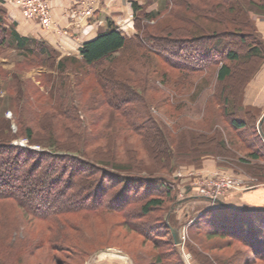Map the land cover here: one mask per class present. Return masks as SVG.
Instances as JSON below:
<instances>
[{
  "label": "trees",
  "instance_id": "obj_1",
  "mask_svg": "<svg viewBox=\"0 0 264 264\" xmlns=\"http://www.w3.org/2000/svg\"><path fill=\"white\" fill-rule=\"evenodd\" d=\"M166 4L165 11H153L147 10V5L131 2L132 26L135 29L133 35H126L108 21L106 30L82 43L77 48V54L63 56L41 38L20 35L15 29L16 23L0 6V56L7 58L10 54L14 57V70L6 87L10 100L14 101L18 93L23 94L27 102H31L30 91L24 86L26 81L20 78L24 70L31 67L53 70L56 72V81L52 82L53 75L49 73H41L39 77L41 82L51 84L50 88L56 89L54 100L58 104L53 102V106L55 105L60 115H68L69 118L72 107L69 102L67 105L64 101L65 87L68 84L63 77L68 66L73 69L79 65L83 68L81 70L94 77L98 85L93 93L95 104H106L111 115H117L127 131L147 140L145 147L151 150L153 145L156 148L153 153V160L156 161L154 164L173 166L176 157L167 141L169 133L166 135L165 130L153 120L146 98V92L158 89V85L154 84V78L148 76V68L147 72L142 68L139 71L128 63L129 55L131 58L139 57L144 69L145 66L151 67L152 57L160 59L164 68L177 73L179 80L176 82L182 84V88L192 86L203 74H210L215 69L214 66H217V83L225 82L232 75L229 62L246 59L256 60L259 64L264 60V38L256 32L250 18L251 13L264 16V0H167ZM179 8H182L183 13L176 11ZM166 13L168 16L176 14L181 25L160 24L158 17ZM164 34L175 38H168ZM236 41L246 45L244 55L232 49L231 44ZM123 60L127 61L122 62L123 68L118 67V63ZM151 71L153 72L152 69ZM6 74L5 70L0 69V77H6ZM165 74L159 83H167ZM250 77L247 74L242 79V87L236 92L239 93L237 99L242 98V89ZM220 97L223 104L221 110L228 117L229 125L249 147V137L246 139L242 134L243 130L248 129L247 119L254 118L251 108L244 106L241 99L235 104L223 94ZM244 108L248 109L244 112ZM240 112H243V118L238 117ZM22 130L30 143L35 142L39 136L31 127H23ZM72 133L74 137L81 138L80 142H74L75 145L50 137L47 141L39 142L44 148L42 152L25 149L10 144L13 135L9 120L0 115V217L7 216L3 221L5 224L13 221L8 217V207L28 218L50 223L52 220L61 222L57 220L59 216L85 211L121 216L124 222L130 224L133 218L138 220L152 209L161 207V193L166 190L169 195V189L160 176H154L151 165H138L139 167L134 168L131 163H120L115 160L111 142H106L108 146L99 144L89 151V146L94 143L89 141V134L84 131L76 134L73 130ZM115 133L112 130L108 138ZM259 140L263 143L261 138ZM221 144L224 142L221 141ZM147 148L145 149L148 150ZM247 156L254 160L264 159V155L254 149H250ZM259 179L260 183H264L262 178ZM157 194L160 196L156 197ZM226 204H218L207 212L233 211L234 218L240 219H233L228 227L222 225V222L214 228L206 227V237H229L231 243L239 242L244 247L243 254L238 251L240 264H264V221L243 225L245 219L241 220L252 215L247 214L249 212L259 211L264 216V207L249 210ZM172 216L173 213L169 215L168 222L165 219L161 222L162 226L154 233L156 235L153 238L159 237L158 232H164L169 236L166 244L176 248L170 230L175 226ZM207 222L211 223L212 220ZM197 223L189 225V228H194L197 232L205 229L206 224L202 226ZM5 224L1 226V230H4ZM137 230L144 232L149 239L147 230ZM7 240V237L0 235V251L4 252L14 245ZM15 246L18 244L15 243ZM187 249L192 251L195 258L197 253L193 247L187 245ZM163 252L156 255L154 264H165L163 255L172 254L169 251ZM238 253L235 252L226 263H237ZM178 256L180 258V254Z\"/></svg>",
  "mask_w": 264,
  "mask_h": 264
},
{
  "label": "rangeland",
  "instance_id": "obj_2",
  "mask_svg": "<svg viewBox=\"0 0 264 264\" xmlns=\"http://www.w3.org/2000/svg\"><path fill=\"white\" fill-rule=\"evenodd\" d=\"M48 1L49 25L43 23L41 18L26 17L17 1L15 4L26 20L47 30L54 25ZM143 5H147V10L153 7L151 0H146ZM166 6L159 9L156 5L157 9L152 10L165 11ZM176 11L183 13L182 8ZM176 16V14L168 16L166 13L159 16L158 20L162 25L167 23L181 25V21ZM250 18L256 32L264 38V16L251 13ZM164 36L167 35L164 34ZM231 45L232 49L241 55H244L247 50L246 45L237 41ZM59 54L63 56L60 52ZM13 58L10 54L7 58L0 56V69L7 72L6 77H0V115L9 120L13 135L10 140L11 145L42 152L44 148L39 142L47 141L51 137V139L58 138L60 141L66 140L68 144H74L76 141L80 142L81 138L74 137L72 130L76 134L84 131L89 134V141L94 142L88 150H92L99 144L108 146L106 142L109 144L111 142L115 155L113 156L120 163H131L134 168L139 167L138 165L143 167L151 165L154 176L162 178L166 188L169 189V195L164 190L161 193L163 202L161 207L152 209L138 220L133 218L131 224L114 214H93L85 211L59 216L57 220L61 221L62 223L59 222L61 224L54 220L50 223L28 218L20 212H15L12 207H8V217L13 221L5 224L3 221L7 216L0 217V235L3 238L7 237V242L14 245L11 244L12 247L4 252L0 251V264H154L156 255L163 254V251L172 253L163 255L165 264L176 262L240 264L238 251L242 253L244 247L239 242L231 243L229 237H209L208 235L206 237V227L214 228L220 222L228 227V223L231 224L233 219L240 218H234L235 213L228 210L225 213L207 212L217 207L218 203L202 198L199 192L204 189L218 188L217 196L223 202L246 208L247 203L240 201L242 194L256 187H264V183H260L259 179L262 178L264 181V159L254 160L247 156L250 149L258 150L264 155V141L258 129L259 120L264 113V101L256 105L254 101L251 103L250 96L253 87H256L254 81L262 70L264 71V60L259 64L256 60L246 59L229 62L232 75L222 83H217L215 79L217 66H214L215 69L210 71V74H203L192 86L182 88V84L176 82L179 80L177 73L164 68L160 59L152 57L151 67L145 66L144 69L139 57L131 58L129 55L128 63L139 71L141 68L146 72L149 69L148 76L154 78V84L158 85V89L146 92L148 94L146 98L150 104L149 111L153 120L165 130L166 135L169 133L166 136L167 141L176 157L173 166L162 167L160 164H154L156 161L153 160V153L156 148L154 149L153 145H149L151 146L149 150L144 146L147 140L127 131L117 115L115 117L111 115L112 112L106 104L101 106L95 104L96 99L93 93L98 85L94 77L86 74L79 65L73 69L68 66L63 77L68 84V87H65L64 101L67 105L69 102L72 107L69 110L71 112L69 118L68 115H60L55 105L53 106V102L58 104L54 100L56 89H51V84L46 85V82H41L42 79L39 77L41 73H49L53 75L52 82H54L57 79L56 72L53 70L32 67L24 70L20 78L26 81L24 86L28 92L30 91L31 102H27L22 93V95L17 93L14 101L10 100L6 87H8L10 74L14 70ZM122 62L127 61H120L118 67L123 68ZM164 73H166L165 80L168 81L161 84L159 81ZM247 74L251 77L245 83L241 92L242 98L239 99L244 106L251 108L250 112L254 116L250 120L247 119L248 129L243 130L242 134L246 139L249 137L250 148L229 125L228 117H225L221 110L223 104L220 97L223 94L238 104L239 93L236 94V92L241 89L242 79ZM262 87L259 88L262 89ZM246 93L249 94L247 98ZM254 100L256 101L255 98ZM245 109L248 108H244V112ZM238 117L243 118V112H240ZM23 127H31L36 134H39L35 142L30 143L23 135ZM51 129H53L52 132ZM112 130L116 133L108 138ZM260 130L264 134V120ZM260 138L263 143L260 142ZM21 141H25L26 146L17 144ZM221 141L224 142L223 145ZM157 195L156 197L160 196V194ZM177 208L178 211H176ZM255 212L247 213L252 215L242 218L241 220L245 219L242 224L254 225L260 220L259 223L264 221V216L259 214V211ZM172 213L174 227H178L180 237L182 236V244L175 245L176 248L166 244L169 236L164 232H158L159 237L153 238L156 235L154 233L161 228V222L164 219L168 222L169 215ZM208 218L212 220L211 223L207 222ZM195 222L202 226L206 224L205 229L197 232L194 228V230L189 228V225ZM4 224V230H1ZM7 225L10 229H7ZM137 229L147 230L149 239L144 232ZM15 243L18 246H15ZM187 245H191L196 251L195 258L192 251H188ZM235 252L239 254L238 256L236 254L237 263H226ZM83 254L86 256L82 257Z\"/></svg>",
  "mask_w": 264,
  "mask_h": 264
},
{
  "label": "crops",
  "instance_id": "obj_3",
  "mask_svg": "<svg viewBox=\"0 0 264 264\" xmlns=\"http://www.w3.org/2000/svg\"><path fill=\"white\" fill-rule=\"evenodd\" d=\"M133 1L139 5L146 2V0H49L54 25L47 30L26 20L22 11L16 6V0H0V6L16 23L15 28L20 35H32L44 39L61 54L71 55L77 54V48L82 43L95 38L99 32L106 30L108 21H111L115 27L124 33L133 34L134 29L131 22L133 17L131 2ZM151 1L153 7L149 10L153 8L156 10V5L159 6V9L166 6V0ZM254 82L256 87H253L250 95L251 103L254 101V104L258 105L259 102L264 101L263 70ZM261 86H263L262 89L259 88ZM247 97H249L248 93H246ZM240 201L246 202L248 206L246 205V208L238 205L230 206L249 210L264 207V187L247 190L240 197Z\"/></svg>",
  "mask_w": 264,
  "mask_h": 264
},
{
  "label": "built area",
  "instance_id": "obj_4",
  "mask_svg": "<svg viewBox=\"0 0 264 264\" xmlns=\"http://www.w3.org/2000/svg\"><path fill=\"white\" fill-rule=\"evenodd\" d=\"M16 1H17V4L21 7L23 14L26 17L28 16V17H34V18H37V17L41 18L43 23L49 25L50 20H49V15H48V10H47V0H16ZM17 144L20 146H26L25 141L18 142ZM217 194H218V188L204 189V190H200L199 192V195L202 198L209 199L213 202H216L217 200H221L218 198Z\"/></svg>",
  "mask_w": 264,
  "mask_h": 264
},
{
  "label": "water",
  "instance_id": "obj_5",
  "mask_svg": "<svg viewBox=\"0 0 264 264\" xmlns=\"http://www.w3.org/2000/svg\"><path fill=\"white\" fill-rule=\"evenodd\" d=\"M263 120H264V113H263V115H262V117H261V119L259 120V123H258L259 133L261 135V138L264 141V134L260 130ZM216 202L218 204H220V205H227L222 200H217ZM252 210H256V209H252ZM170 230H171V234H172V238H173L174 245H181L182 244V241H181L180 232H179L178 227H171Z\"/></svg>",
  "mask_w": 264,
  "mask_h": 264
}]
</instances>
